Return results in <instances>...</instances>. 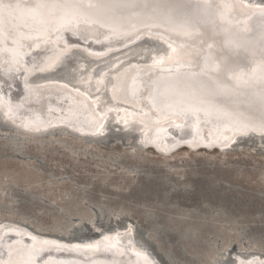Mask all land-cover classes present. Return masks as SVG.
<instances>
[{"label": "bare ground", "instance_id": "obj_1", "mask_svg": "<svg viewBox=\"0 0 264 264\" xmlns=\"http://www.w3.org/2000/svg\"><path fill=\"white\" fill-rule=\"evenodd\" d=\"M41 2L50 4L52 0H0L4 5L13 6ZM55 2L58 5H83L85 11L77 12L73 8L71 13L59 14L63 8L60 6L45 7L37 13L28 7L5 8L0 12V121L1 125L7 123L10 128L14 127L12 135L0 140V150L8 146L17 153H24L25 144L30 142L62 143L73 148L69 142L50 138L65 133L66 125L92 137L89 140L79 138L86 144L98 145L107 137L109 124L114 121L126 137L135 130L139 145L152 144L165 153L180 143L217 145L225 149V141L228 145L236 139L234 145H238V138L261 137V133L252 131L251 126L243 130L245 123L258 124L264 115V110L253 103V97L243 83L232 79L235 90L221 98L217 106L220 114L209 115L204 111L197 114L187 111V106L197 104L201 95L195 80L186 75L195 71L202 73L205 79L239 77L244 81L255 74L264 79V4L260 0H179L191 7L171 13L170 22L150 19L138 7L115 13L106 9V16L103 9L96 6L103 0ZM200 9L208 11L200 12ZM90 11L93 14L89 16ZM216 14H222L223 20L220 16V22H216ZM68 20L70 25L66 23ZM235 30L242 33L243 43L227 42L226 33ZM260 79L254 81L257 88ZM175 90L183 95L176 94ZM235 101L246 105L234 108L231 105L236 104ZM234 118L246 122L233 121ZM12 123L23 125L25 130L40 132L35 136L41 139L32 135L18 137V130ZM129 149L126 157L116 156L115 160L137 158L133 148ZM134 165L127 166L126 171L135 173L138 169ZM205 173L203 169L190 173L185 182L202 194L195 209L181 208L173 202L166 210H159L168 193L158 191L161 202L151 204L148 199L155 190L149 183H143L142 189L137 184L134 191L121 195L139 198L141 203L131 204L121 199L117 204H111L100 198L97 209L109 216L137 212L141 221L147 217L150 220L145 224L147 237L172 264H176V260H183V264H218L221 251L215 250L213 240L216 238L221 242L217 249H226L231 239L216 227L198 222L208 216L217 218L216 213L221 212L227 216L228 229L242 235L245 229L248 230L247 221L251 217V206L246 202L261 205L258 212L264 213V199L262 202L252 191L236 193L237 197L232 198L221 195L219 190L212 191L209 186L204 188L193 176H204ZM148 174L146 172V176ZM222 178L221 173H214L211 183ZM12 186L5 189L10 190ZM205 191L213 194L207 196ZM82 193L85 192H66L68 201L62 208L58 207L62 217L77 214L76 201L82 200ZM92 197L93 194L88 193L85 198L91 201ZM205 200L214 203L216 209L212 211L211 204ZM135 206L142 208L136 211ZM5 208L9 209L7 205ZM197 209L203 214H196ZM9 211L10 215L14 214ZM190 212L194 214L191 220L170 219L172 214L179 218L187 217ZM77 215L79 220L93 225L94 214L84 210ZM21 219L29 221L28 217L21 216ZM33 221L35 226L43 228L36 225L35 218ZM94 228L99 232L97 236L69 246L58 244L52 237L41 236L22 222L3 219L0 222V261L2 264H29L30 259H35L30 258L29 253L35 250L42 257L40 264H155L156 256L136 238V229L133 230L128 219L120 226L103 230ZM162 232H171L172 242L166 235H161ZM259 234L247 237L245 248L254 251L237 252L231 261L245 264L246 259H253L251 254L262 256L258 251L264 247V237Z\"/></svg>", "mask_w": 264, "mask_h": 264}, {"label": "rangeland", "instance_id": "obj_2", "mask_svg": "<svg viewBox=\"0 0 264 264\" xmlns=\"http://www.w3.org/2000/svg\"><path fill=\"white\" fill-rule=\"evenodd\" d=\"M117 125L115 121L110 124L109 128H112V135L101 140L98 145L94 143L86 144L79 138L62 133L57 136H50V138L57 137L62 141L69 142L73 145V148L62 143L38 144L30 142L25 144L24 153H17V151H13L8 146H6L7 148L4 147V150H0V222L3 219H11L28 224V227L37 229L36 231L41 236L52 237L58 244L70 246L73 245V242H82L92 237L85 226H83V220H79L77 215L84 213V210L89 211L91 215L94 214L92 227H97L99 230L120 226L128 219L133 230L136 229L137 231H135L136 238L141 243L146 244L156 256L157 259H154V263L172 264L157 249L156 243L147 237L145 224L150 222L147 217L144 216L145 218H142L143 220L141 221L137 212L122 216L106 215L99 208L97 209V200L102 198V200L111 204H117L121 199L131 204L141 203L142 201L139 198H123L121 195L131 191L137 184L138 188L142 189L143 183H149L153 186L152 189L154 188L155 190L154 194L150 195L148 199L151 204H159L161 202L158 198V191L166 193V195L168 193L164 201L165 204L159 207V210H166L168 204L173 202H176L181 208L192 210L195 209L196 204L200 203L202 194L195 186L191 187V184L186 185L185 182L188 181L190 173H196L200 169L206 171L205 175H195L193 177L200 180V184L204 188L209 186L212 191L213 189L219 190L222 192L221 195H231L232 198L237 197L236 193L252 191L261 201L264 199V140L261 137L247 136L241 138L233 151L220 150L222 148L219 147L211 151L196 150L197 152H194L190 151L189 147L179 146L170 150L171 152H164L165 154L160 155L150 148L144 150L133 149V153L138 154V159L134 158V161L133 159L127 160L124 158L116 161V156L126 157L130 150L128 145H122V142L130 143L132 141L129 136L126 137L122 132L115 130L116 127L119 129V125ZM10 133L11 135L13 134L11 128L5 123L1 125L0 121V140L4 139L8 134L10 135ZM108 134L109 132H107L106 136ZM38 138L41 139V137ZM200 147H203V145ZM84 149H87V152H83ZM3 153L6 155L3 156ZM132 164H135V168L138 169L135 173L126 171L127 166ZM146 172L149 173L147 176ZM214 173H221L223 178L211 183ZM163 176L165 177L162 178ZM209 184H211V187ZM8 185H13L10 190L5 189ZM73 190H82V192H85L82 193L84 197L81 201H76L77 214H71L64 218L59 213L58 207L62 208L68 201L66 192ZM88 193L93 194L91 201L85 198ZM205 193L207 196L213 194L210 191H205ZM205 202L211 204L212 211L216 209L214 203L207 200ZM246 203L251 206L249 207L251 217L247 221L248 230H244L246 235L243 233V236H238V231L229 230V224L226 222L227 216L221 212L219 214L216 213L215 216L217 218H209L208 216L198 222L200 225L216 227L227 237H230L231 240L227 243V247L225 246L226 249H217L221 242L216 238V240H213L215 250L221 251V262L219 264H223L226 260H233V258H236L237 252L254 251L245 248L247 247V237L249 235L260 233L259 235L264 237V213L258 212L261 205L257 206L251 201ZM5 204L9 209L5 208ZM203 206L205 207L206 205ZM135 207L136 211L142 208V206ZM9 210L14 214L10 215ZM195 213L201 212L198 210ZM258 213L260 215L257 216ZM172 215L173 218H170L172 221L176 219L188 221L192 219L194 214L190 212L187 217L181 216L179 218L174 216V214ZM21 216L28 217L29 221L22 220ZM105 216L107 219H105ZM256 216L257 219L255 220ZM34 218L36 219V225L43 228L35 226ZM215 218L216 220H213ZM159 219H156L155 222ZM58 224L62 225L58 226ZM141 231L145 232L146 235H141ZM63 233L72 238H59L57 234ZM166 233L162 232L161 235H166V239L169 241L174 239L171 232ZM143 236L145 240H142ZM176 249L178 251V247ZM258 252L264 256V247ZM175 263L183 264V260H176Z\"/></svg>", "mask_w": 264, "mask_h": 264}, {"label": "snow or ice", "instance_id": "obj_3", "mask_svg": "<svg viewBox=\"0 0 264 264\" xmlns=\"http://www.w3.org/2000/svg\"><path fill=\"white\" fill-rule=\"evenodd\" d=\"M261 4H264V0H260ZM60 6L68 5H58L55 0L49 3H37L35 5H4L0 3V12L5 8L15 7L17 9L21 7H28L35 9L39 12L42 8L51 7L56 8ZM92 6V5H90ZM97 7L108 9L112 12L122 11L125 8H142L145 14L150 19H157L162 21H171V13L180 11L191 7L190 5L183 4L179 0H103L102 3L96 5ZM70 25L71 21H66ZM157 63H162V61H157ZM190 79H194L197 90L201 95V99L197 104H189L187 106V111L196 112L204 111L209 115L220 114L221 110L217 107L220 104V100L224 96L230 95L232 91L235 90V85L232 84V79H236L238 83H243L247 87L253 97V103L256 104L261 110H264V79H260L255 74L249 76L248 79L241 81L239 77L232 78H222L217 76L215 79H205L202 73H196L195 71L186 74ZM260 79L259 88H257L254 81ZM176 94L183 95L179 90H175ZM226 114V113H224ZM251 126L252 131H259L261 133V139L264 140V115L261 116L259 123H253L249 125L245 123L243 130H247ZM38 130V129H37ZM224 146L227 147V141L224 142ZM35 239V237H33ZM42 251V250H41ZM253 256L252 260H247L245 264H264V256H257L256 254H251ZM29 257H34V260H29V264H40L42 257L39 252L33 250L29 253ZM2 264V261H0ZM224 264H235L234 261H225Z\"/></svg>", "mask_w": 264, "mask_h": 264}, {"label": "water", "instance_id": "obj_4", "mask_svg": "<svg viewBox=\"0 0 264 264\" xmlns=\"http://www.w3.org/2000/svg\"><path fill=\"white\" fill-rule=\"evenodd\" d=\"M79 5V4H78ZM83 5L82 6H77V5H72V3H70V6L68 5V6H66V7H64L63 6V8H62V11L61 12H59V14L60 13H69V11H70V13L71 12H73V8L78 12V11H85V10H83ZM202 8V7H201ZM81 9V10H80ZM103 9V8H102ZM201 10H202V12H203V10H204V12L206 13L207 11H208V9L206 10V9H200V12H201ZM87 12H89V11H87ZM102 12H105L106 13V16L108 15V11L106 10V9H103L102 10ZM37 13V12H36ZM61 14V15H62ZM93 14V11L91 12L90 11V13H89V16L90 15H92ZM110 15V14H109ZM221 16V17H220ZM219 16V14H216V16H215V20H216V22H220L219 21V17H220V19L222 18V14ZM38 17V16H37ZM42 17H44V16H42ZM110 17V16H109ZM38 19L41 21V19L38 17ZM222 20H223V18H222ZM0 26H2V22H1V20H0ZM226 30V29H225ZM241 32H238V31H234V32H228V33H226V40H227V42H239V43H243L244 41H245V38H243V36H241ZM70 36V35H69ZM70 37H72V36H70ZM241 37V38H240ZM73 38V37H72ZM141 39V38H140ZM247 41V40H246ZM231 101H234V100H231ZM236 102V101H235ZM230 103V102H229ZM233 104V103H232ZM236 105H246L245 103H237L236 102V104H233V105H231L232 107H236ZM234 107V108H235ZM9 120V119H8ZM233 121H237V122H240V123H242V122H246L245 120H243V119H236V118H234V119H232ZM9 122H12V121H10L9 120ZM13 124V126H16V128H17V133H18V137H22V135H25L27 138H29L28 137V135H40V132L39 133H35V132H33V131H29V130H25L24 128H23V125H21V124H18V123H12ZM6 125L8 126V124L6 123ZM109 126H110V124H109ZM8 127H10V125L8 126ZM11 127H12V125H11ZM11 130L12 131H14V127H13V129L11 128ZM116 131H118V132H120L119 131V129L116 127V129H115ZM57 131V130H56ZM63 131H65V133H67L68 135H70V136H72V137H74V138H83V139H85V140H89V139H91L92 137H89V135H82L79 131H77V129H75V128H73V127H69V126H64V128H63ZM44 132V131H43ZM54 132V131H53ZM108 132H109V134H108V136L106 137V138H108V137H110L111 135H112V128H108ZM137 132L135 131V130H133L132 131V133H131V135H130V138H132V141L130 142V143H122V145H128V147L129 148H135L136 150H144V149H146V148H150V149H152V150H155L156 152L155 153H158V154H165L164 153V151H159V149H157L155 146H153L152 144H147V145H144V144H141V145H139V143L136 141V134ZM92 136H94V135H92ZM252 136V135H251ZM94 138V137H93ZM238 140H240V138H238ZM234 142H236V139H233L228 145H227V147H225V149H220V150H228V149H231V148H234V147H236V145H234ZM233 144V145H232ZM148 146H151V147H148ZM179 146H181V147H189V150L190 151H196V150H203L204 152H206V151H211V150H215V149H217V148H219V146H217V145H213L212 147H206V146H203V147H200V146H198V145H195V146H192V145H187V144H185V143H180L179 145H178V147ZM178 147H176V148H178ZM171 152V151H170ZM197 152V151H196ZM83 222V226H85V228L89 231V233H90V236H97L98 234H99V232L94 228V227H92V225L91 224H89L87 221H82ZM28 225V224H27ZM31 228H33L34 230H37V229H35L34 227H31ZM39 231H41V230H39ZM44 233H50V232H44ZM59 237H62V238H66V239H71L72 237H69V236H67V235H65V234H57ZM81 239V238H80ZM218 241H220V240H218ZM219 247V246H218ZM218 264L220 263V260L217 262Z\"/></svg>", "mask_w": 264, "mask_h": 264}]
</instances>
